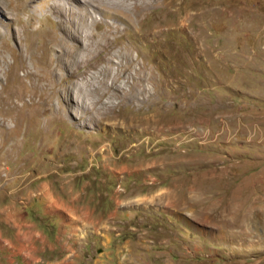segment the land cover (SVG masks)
Here are the masks:
<instances>
[{
  "label": "rangeland",
  "instance_id": "rangeland-1",
  "mask_svg": "<svg viewBox=\"0 0 264 264\" xmlns=\"http://www.w3.org/2000/svg\"><path fill=\"white\" fill-rule=\"evenodd\" d=\"M46 1L22 26L0 0V264H264V0H184L187 29L157 8L159 47L126 32L115 82L90 70L41 105L22 76L58 34ZM84 196L119 232L96 246L58 211Z\"/></svg>",
  "mask_w": 264,
  "mask_h": 264
},
{
  "label": "bare ground",
  "instance_id": "bare-ground-1",
  "mask_svg": "<svg viewBox=\"0 0 264 264\" xmlns=\"http://www.w3.org/2000/svg\"><path fill=\"white\" fill-rule=\"evenodd\" d=\"M23 1L18 0L8 7L10 14L15 17L13 20L22 26H29L32 21L31 14H28L25 22H22L19 16L24 10ZM46 4L47 10L57 18L58 34L52 33L48 37L40 57L38 55L40 59L44 57L45 60L37 59L38 64L25 67L22 76L29 79L31 100L41 105L48 102L49 96L45 91L50 92L52 97L55 92L69 84L76 86L79 84H75L79 76L90 70L97 69L105 75L113 73L115 82L121 72L131 64V49L118 46L119 38L123 34L130 32L135 40H149L152 45L158 46L157 37L162 31L157 28L168 19L157 8L166 15L174 13L171 10H177L176 22L183 29L189 28V2L185 3L184 0H47ZM113 11L121 17H114L111 13ZM148 17L152 22L145 24ZM1 47L0 75L7 71L3 68L6 58ZM18 59L23 65V55ZM11 70L9 66V72ZM67 81L69 83H66ZM100 82L104 89L110 88L106 86L104 79Z\"/></svg>",
  "mask_w": 264,
  "mask_h": 264
},
{
  "label": "crops",
  "instance_id": "crops-1",
  "mask_svg": "<svg viewBox=\"0 0 264 264\" xmlns=\"http://www.w3.org/2000/svg\"><path fill=\"white\" fill-rule=\"evenodd\" d=\"M99 203H100V200H93L90 197L84 196L81 200V205H79V206L75 205L74 202H70V203H62L63 208L58 207L59 212L63 210L67 214H69L70 217H72V219L76 220V223H75L76 227L72 228L73 230L70 233L71 234H78L81 237L82 236H93L94 241L92 244L95 246L97 244H99V242L103 243L101 239L98 241V239L100 238V237L98 238V236L110 235L111 237H115V235H117L119 233L115 230H111V228L113 226L109 227L108 225H98L99 221L95 220V218L93 219V217H94L93 215H94L95 211H97V210L102 211V209L99 207ZM109 203L112 204L111 202H109ZM102 204H100V205H102ZM104 205H108V204L105 202ZM105 212H106V217L109 218V217L113 216L112 214H113L114 210L111 209L109 211L108 209H106ZM92 213H93V215H92ZM77 228L80 230V232L76 230ZM29 238H31V235L29 236ZM17 239H18V237H17ZM85 243H87V242H85ZM27 246H25V248H28Z\"/></svg>",
  "mask_w": 264,
  "mask_h": 264
}]
</instances>
